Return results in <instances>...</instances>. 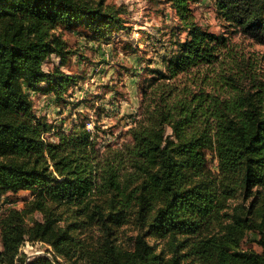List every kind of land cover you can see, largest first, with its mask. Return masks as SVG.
<instances>
[{
	"label": "trees",
	"instance_id": "trees-1",
	"mask_svg": "<svg viewBox=\"0 0 264 264\" xmlns=\"http://www.w3.org/2000/svg\"><path fill=\"white\" fill-rule=\"evenodd\" d=\"M201 1L165 0L185 37L147 69L112 147L83 120L64 131L37 115L30 92L64 100L76 76L43 68L72 53L63 33L107 41L128 30L126 7L0 0V197L31 195L0 215V264H264V55L232 40L264 47V0H209L222 34L195 20ZM26 241L51 257L26 259Z\"/></svg>",
	"mask_w": 264,
	"mask_h": 264
},
{
	"label": "rangeland",
	"instance_id": "rangeland-1",
	"mask_svg": "<svg viewBox=\"0 0 264 264\" xmlns=\"http://www.w3.org/2000/svg\"><path fill=\"white\" fill-rule=\"evenodd\" d=\"M107 4L124 5L126 32H118L107 41L86 43L75 32L65 31L63 39L72 53L61 66L60 59L51 56L44 63L45 70L60 67L76 76V87L69 90L64 100L56 102L52 95L31 91L34 111L46 117L57 128L67 131L73 123L85 122V127L96 131L97 145L118 146L129 137L126 134L132 115L142 108L141 86L149 77L150 67H160L161 56L170 49V44L185 34L176 37L170 30L176 20L165 0H104ZM195 20L208 31L222 34L225 22L215 13L209 0L193 5ZM229 32V31H228ZM238 46L256 57L264 55V47L252 45L238 35H233ZM264 65V57L262 58ZM50 137L49 134L45 135ZM31 198L29 192L7 193L0 197V215L8 207L22 209ZM41 219L38 213L33 215ZM30 221V218H28ZM256 238L255 235L250 236ZM242 247L259 251L256 240H246ZM42 242L26 241L21 253L26 259L45 255L50 251ZM63 263V261H61ZM66 264V263H64Z\"/></svg>",
	"mask_w": 264,
	"mask_h": 264
},
{
	"label": "built area",
	"instance_id": "built-area-1",
	"mask_svg": "<svg viewBox=\"0 0 264 264\" xmlns=\"http://www.w3.org/2000/svg\"><path fill=\"white\" fill-rule=\"evenodd\" d=\"M49 248H50V247H49ZM50 249H51V248H50ZM51 253H52V250L47 251V254H45V255L51 257Z\"/></svg>",
	"mask_w": 264,
	"mask_h": 264
}]
</instances>
